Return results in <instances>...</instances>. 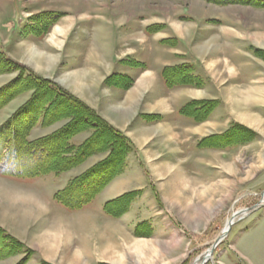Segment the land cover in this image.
Masks as SVG:
<instances>
[{
    "label": "rangeland",
    "instance_id": "1",
    "mask_svg": "<svg viewBox=\"0 0 264 264\" xmlns=\"http://www.w3.org/2000/svg\"><path fill=\"white\" fill-rule=\"evenodd\" d=\"M2 4L0 57L3 53L4 59L22 67L3 64L0 58V264H77L75 256H81L79 264H264V0H3ZM100 20L113 31L117 26L126 38L118 45L124 46L117 49L119 57L110 72L88 83L91 89L90 83L98 87L97 99H102V92L124 104L138 77L155 67L160 69L167 109H144L116 127L101 114L103 106L101 111L94 108L72 90L90 97L85 76L64 80L62 71L70 63L67 53L77 49L79 35L78 42L90 47L93 26ZM40 23L46 24L45 29L38 28ZM57 28L66 32L53 43L51 31H60ZM18 32L22 38L35 36L39 53L30 57L27 49L32 44L28 39L19 41ZM48 47H52L49 53ZM42 55L52 57L55 66ZM44 65L49 72L37 71L35 66ZM166 69H177L178 79L166 82ZM30 74L41 80L35 82L38 79ZM47 85L52 98L45 97L46 92L34 97ZM54 87L70 98L60 97V104L52 105L41 120L40 111L57 98ZM139 99L138 93L133 94L131 106L111 111V116L128 119ZM33 100L37 104L28 108L30 114L19 112ZM245 115L256 122L244 120ZM14 121L22 141L28 145L37 141L32 148L50 151L43 158L31 156L38 171L32 178L4 173L5 141L13 137L7 126ZM141 128L153 133L145 145L134 140ZM165 129L174 130L175 136L162 134ZM60 137H67V143ZM45 141L52 144L45 146ZM148 151L154 158L147 165L143 153ZM157 168L171 173L158 177L153 171ZM175 171L191 184L182 198L172 202ZM204 188L206 195H196ZM86 196L87 204L77 206ZM36 197L44 215L33 219L18 212ZM240 212L244 214L236 218L213 255L207 254ZM22 218L33 221L28 230L19 223ZM46 235L60 237L63 247L58 253L51 247L46 250L52 245L45 241ZM65 250L67 256L62 254Z\"/></svg>",
    "mask_w": 264,
    "mask_h": 264
},
{
    "label": "crops",
    "instance_id": "2",
    "mask_svg": "<svg viewBox=\"0 0 264 264\" xmlns=\"http://www.w3.org/2000/svg\"><path fill=\"white\" fill-rule=\"evenodd\" d=\"M1 6H3V4ZM6 7L7 6L5 5V9H6ZM13 17L15 19V11H13ZM97 22H98V20H97ZM93 27L95 28V31L92 32L93 33V37H92L93 39L90 42V47H86V46H84L85 44L83 45L81 42H78V40H81V35H79L75 41L77 49L74 51H70L72 53H67L68 54L67 58L70 60V63L66 66L68 68H66V69H64V71H62V74L64 75V77H63L64 80L67 77L73 76L76 74H82L83 76H85L87 79H84L86 81V82H84V86L86 84V88L89 89L90 97L82 95V93H80L79 90L78 91H76L75 89H72V90L77 95L81 96V98H83L86 102H88L94 108L101 111L100 106H103L102 107L103 110L101 111V114L104 117H106L113 125H116V127H120V128L124 124H126L127 122H130L133 119L134 114H137L138 112L143 111L144 109H145L144 111H147V112H152V111L164 109V108L167 109L168 104L165 101V100H167L166 99L167 95L166 96L164 95V93L162 92V89H160L161 85L159 84L160 83V69L156 70L155 67L151 68L152 70H149L148 72L142 73L138 77V80H137V83H136L134 89L132 88L130 91H128L126 96L124 97V101H122L124 104H118L119 102L117 103V101L115 100V97L111 94H105L104 96H102V92L100 93L102 99L101 100H99V98L97 99L96 94L98 96V92H99V91H97L98 87H96L95 84L90 83V84H92V87L94 86L91 89V88H89L88 83L90 81L94 82L96 80L97 81L101 80L104 78L103 75L106 72L107 73L110 72V70L112 68H109V67H112L113 66L112 62L116 61L115 59H117L119 57V56L116 57V55L118 54L117 49L121 48V50H122V48L124 46V45H122V46L118 47V45L124 42L126 35L124 36L123 32H119L117 26H116L117 28L116 27L114 28V31H113V28L111 26L104 27V25H102L101 20H100L99 24L94 25ZM57 29L60 31H56V30L51 31V32H53V35H52L53 38H55V39L50 40L53 43L58 42L60 35H63V33L66 32L65 29H61V28H57ZM82 37H83V34H82ZM18 38H19V41H21L23 39L24 40L28 39L27 42H30L32 45H35V47H32V45H29L30 47H29V49H27V51L30 52V55H31L30 57H32L33 52L39 53L38 50L36 49L37 48L36 44L38 42L36 41L35 36L29 35V36H26L25 38H22L21 34L18 32ZM8 42H9V40H8ZM51 48L48 47L47 50L45 49L46 52H48V53L51 52ZM146 49L147 48H145V50ZM66 51H69V50H66ZM120 53H122V51H120ZM44 56L52 59V57H50L48 55H44ZM47 58H46V60H47ZM71 59H73V60H71ZM52 61L53 62L50 65L55 66L56 62L54 60H52ZM30 62L33 65H37L35 62H33L31 60H30ZM58 63L59 62H57V64ZM57 64H56V66H58ZM153 64L157 65L154 62H153ZM72 65H79V66L82 65V67H79L78 69H70V66H72ZM35 67H36L37 71H40V72H42L43 69L45 72L50 71V69L48 68L47 65H44L42 67H38V66H35ZM147 74H150L152 76V84L153 85H150L149 87H147L146 90L145 89L141 90L139 88L138 83ZM70 88H72V87L70 86ZM154 88H155V90L157 88V93L159 92V94L156 95V93H153ZM134 91H136L138 94L140 91V94H139L140 99H139V102L137 103L138 105L134 106L133 115H131V117H129L128 119H126L124 121L121 119L119 120L115 116L114 117L111 116V111H116V109L125 108V107L128 108L131 106V104L133 102L131 100L133 98ZM162 93H163V98H164L163 101H165V103L159 98L162 95ZM88 98H90V99H88ZM164 104L166 105V107ZM121 121H123V122H121ZM140 130L141 131H139L140 132L139 138L135 137L134 140L136 141V143H138V144L140 143L139 145H145L146 143H148L150 141L151 137L153 136L152 135L153 133L150 131L149 128H147V129L141 128ZM151 152H153V151H151ZM151 152L148 151L145 154L143 153V159L147 165L151 164L148 162H150V160L154 158L153 157L154 154ZM156 156L159 157V152H156ZM161 170H163L164 172L163 171L161 172ZM153 171H156L159 174H163L164 177L166 176L167 173H169V174L171 173L166 168H162V169L157 168ZM171 176H173V174ZM167 197H168L167 198L168 200L171 199V195H169V196L167 195Z\"/></svg>",
    "mask_w": 264,
    "mask_h": 264
},
{
    "label": "trees",
    "instance_id": "3",
    "mask_svg": "<svg viewBox=\"0 0 264 264\" xmlns=\"http://www.w3.org/2000/svg\"><path fill=\"white\" fill-rule=\"evenodd\" d=\"M45 23V22H44ZM44 23H40L41 25L38 27L39 29L43 30L45 29L46 27V24L43 25ZM40 30L37 29V32H39ZM46 31V30H45ZM44 31V32H45ZM4 54L2 53V56L0 57L1 60H3V64L5 63H9V64H13L15 66H18V67H22L21 65L13 62L12 60H10L9 58H6L4 59L5 57H3ZM181 68V67H179ZM179 68H178V71H179ZM177 70V69H176ZM174 69H166L164 70L163 72V75L165 77V80L166 82H168L170 84V81L172 80H176L178 79L177 78V74H175V71ZM181 70V69H180ZM31 75V74H30ZM31 78L34 77L33 80H37L35 82H38L40 81V77H36L35 74H32L30 76ZM174 77H176L174 79ZM48 84V83H47ZM56 92L52 93L54 94V96H57L56 100L54 102H51L52 100L50 98H48V101L50 102H47L48 105L47 107L44 109V114L42 111H40V114L38 117H41V120L44 118V115L48 114L49 112H47L48 110H50V108H53L52 105L54 106V104H60V102L62 100H60V97H62L63 99H68L70 97H68L69 95L62 89H58L57 87H54L53 88ZM57 89V90H56ZM49 90L48 88V85H47V90H37L36 93L34 94V97H36L37 93H38V96L41 97V95H44L43 93H47V91ZM50 91V90H49ZM48 95V93L45 95V97ZM49 95H51V93L49 92ZM48 95V96H49ZM68 95V96H67ZM71 96V95H70ZM9 97V96H8ZM51 98L53 97L52 95L50 96ZM50 99V100H49ZM74 100V98H72ZM71 101V100H70ZM69 101V102H70ZM68 102V101H67ZM72 102V101H71ZM34 103V100L29 102V104H27L25 107H23V109H21L19 112H25V113H28L30 114L31 111L30 109L28 108H31L32 106L36 105L37 102L35 104ZM73 103V102H72ZM57 108V107H56ZM54 108V109H56ZM32 110V109H31ZM33 111V110H32ZM51 111V110H50ZM31 118L33 117V114H31L30 116ZM39 121V120H37ZM4 127V125H3ZM6 127V126H5ZM31 127V126H30ZM2 128V127H0ZM8 129H12V134H13V137L8 139L7 141H5V143L7 144L8 146V150H7V153L3 156L4 160H7V161H3L6 163V168L5 169H8L7 171L5 170V174L6 175H10L12 177H26V178H32L33 176H35L37 174V170H35L36 166H35V162H32L31 161V156L32 155H37L39 154L41 158H43V154H48L50 151L49 149L45 148L44 150H41V148H32L31 145H34L36 144L37 141H32L31 143H29V145L25 142V141H22V138H21V134H19L17 131H18V126L16 124V122L14 121L11 125H9V127L7 126ZM26 135V134H25ZM62 137V135H61ZM60 137V138H61ZM70 137V136H69ZM68 137V139H69ZM119 137L122 138V134H119ZM59 140H63V143L66 142L67 143V137L66 138H61ZM56 141L55 143L58 142V140H55ZM34 143V144H33ZM38 143V142H37ZM46 144H52V143H47V141H45V146H47ZM131 144V143H130ZM24 149V150H22ZM47 149V150H46ZM0 156H1V153H0ZM9 166V167H7ZM92 182V181H91ZM93 184H96V183H93ZM90 200L89 196H86L84 199L81 200V202H79V204L77 206H83L85 204H87V202ZM76 206V207H77ZM75 207V206H74Z\"/></svg>",
    "mask_w": 264,
    "mask_h": 264
},
{
    "label": "bare ground",
    "instance_id": "4",
    "mask_svg": "<svg viewBox=\"0 0 264 264\" xmlns=\"http://www.w3.org/2000/svg\"><path fill=\"white\" fill-rule=\"evenodd\" d=\"M2 2H3V0H0V6L2 5ZM41 55V54H40ZM36 56V55H35ZM41 58H43V59H46V57L45 56H43L42 55V57ZM52 60V59H51ZM36 62V61H35ZM51 63V62H50ZM50 65V64H49ZM153 75V74H152ZM79 77V76H78ZM82 76H80V78H81ZM155 78V77H154ZM86 79V78H85ZM139 88H141V89H147V87H149L150 85H153L152 84V76L150 75V74H147L145 77H143L142 78V80H141V82L139 83ZM78 89H83V91H84V87H80V88H78ZM135 92V91H134ZM134 94H136L137 95V93L135 92ZM140 94V93H139ZM138 94V96H140ZM236 97H239V95H236ZM164 103H165V101H163ZM162 103V102H161ZM162 105V104H161ZM165 105V104H164ZM239 105H240V103H239ZM242 106V105H241ZM165 107H166V105H165ZM237 111V113L239 114L240 113V110H239V107H237V108H235ZM242 111V110H241ZM242 119V118H241ZM244 120H248L249 122H252L253 121V123H255L256 121H254V119H253V117L252 116H249L248 117V115H245V118H244ZM257 125V124H256ZM162 134H165L167 137L171 134L172 136L174 135V130H170V129H165L164 131H162ZM175 136V135H174ZM169 138V137H168ZM169 140V142H171V140L170 139H168ZM173 140H174V138H173ZM172 140V141H173ZM140 144V143H139ZM168 144H170V143H168ZM158 173V172H157ZM159 174V173H158ZM173 174V176L171 177L172 178V180H171V182H172V194H174L175 195V197H174V199H173V201L172 202H174V200H176V199H180V198H182L183 196H184V193L183 192H185V191H187L186 190V188H187V186L189 185V184H191V182H190V179H187V176H182L181 174H180V171H175V173H172ZM162 176H164L163 174H159V176L158 177H162ZM184 178V179H183ZM188 184V185H187ZM170 187V188H171ZM3 191V194H6L7 196H9V197H12L13 195H9V194H11V192H10V190L9 189H2ZM188 192H190V190L188 191ZM199 193V195L201 194V193H205V194H201V195H206L207 193H208V191H207V188H204V192H197L196 193V195ZM14 197V196H13ZM28 200V199H27ZM168 203V202H167ZM211 203H213V201L211 202ZM42 205V203H41V200L39 199V197H36V199H34L33 198V201H31V202H27V203H25V204H22V206L21 207H18L19 208V210H18V212L19 213H22V212H24V213H22V214H27V216H29V217H31V218H37L38 217V215H39V213H41V212H43V211H38L39 210V207ZM210 206H211V204H210ZM42 209V208H41ZM21 211V212H20ZM44 213H45V211H44ZM42 214V213H41ZM244 213L243 212H240V213H237V214H235V216H233L232 217V219H231V221H230V223L228 224V227H227V229L231 226V224L232 223H234L235 222V220H236V218L237 217H239L240 215H243ZM42 215H44V214H42ZM45 217H46V215H45ZM18 219V218H17ZM43 219H44V216H43ZM43 219H41L42 221H43ZM30 220V221H29ZM19 223L23 226V228L25 229V230H28L29 228V225L33 222L31 219H29V218H25V219H19ZM41 222V221H40ZM27 223V224H26ZM44 222H42V224H43ZM48 225V224H47ZM44 226V225H43ZM45 226H46V223H45ZM21 227V226H20ZM40 227H42V225H40ZM42 228H44V227H42ZM20 229V228H19ZM38 229V228H37ZM40 229V228H39ZM226 229V230H227ZM58 235H53V236H51V235H46L45 236V241H48L49 243H51L52 242V245H50L49 243H47V244H49V246L47 245L46 247H48L46 250H48L49 249V247H51V248H53V249H51V250H53L54 252H57L58 253V250L60 249V247L62 246H60L59 245V243H60V237H57ZM225 236H224V234L222 235V237L220 238V239H222V238H224ZM44 238V237H43ZM42 241V240H41ZM44 241V242H45ZM63 247V246H62ZM49 252H50V250H49ZM49 252L47 251V253L49 254ZM62 252H64V253H62V254H66V253H68V252H66V250L65 251H62ZM211 252H208L207 254H210ZM56 255V254H55ZM68 254H66V256H67ZM53 256V255H52ZM81 256H75L74 257V259H73V261L75 262V263H77V264H79L80 262H81V258H80ZM67 259V258H66Z\"/></svg>",
    "mask_w": 264,
    "mask_h": 264
},
{
    "label": "water",
    "instance_id": "5",
    "mask_svg": "<svg viewBox=\"0 0 264 264\" xmlns=\"http://www.w3.org/2000/svg\"><path fill=\"white\" fill-rule=\"evenodd\" d=\"M234 224H235V222L232 223L231 226H230V227H229V228L223 233L225 237L228 235L229 231L231 230V228H232V226H233ZM225 237H224V238H225ZM221 240H222V239H219V240H217V241L215 242L214 246H213L212 249L210 250V251H211V255H213V253H214V249L216 248V246H218V244L220 243Z\"/></svg>",
    "mask_w": 264,
    "mask_h": 264
}]
</instances>
